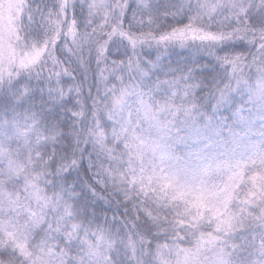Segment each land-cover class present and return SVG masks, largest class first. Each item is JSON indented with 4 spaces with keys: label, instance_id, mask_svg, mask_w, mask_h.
Masks as SVG:
<instances>
[{
    "label": "snow or ice",
    "instance_id": "1",
    "mask_svg": "<svg viewBox=\"0 0 264 264\" xmlns=\"http://www.w3.org/2000/svg\"><path fill=\"white\" fill-rule=\"evenodd\" d=\"M177 48L264 110V0H0V264H264V111L200 126Z\"/></svg>",
    "mask_w": 264,
    "mask_h": 264
},
{
    "label": "trees",
    "instance_id": "2",
    "mask_svg": "<svg viewBox=\"0 0 264 264\" xmlns=\"http://www.w3.org/2000/svg\"><path fill=\"white\" fill-rule=\"evenodd\" d=\"M50 2V0H45ZM159 3L164 0H158ZM80 13L78 12V15ZM227 52H247L248 45L242 42H230L222 49H217L218 54H225ZM153 52V58H155V51ZM189 68H195L193 78L201 83V88L198 91V101L201 105L200 108V121L201 125L205 124L209 118L212 120V124L216 128H221L225 132L229 129L244 135L248 132V127L245 128L241 125L235 116L237 110H243V108L249 107V100L246 90L236 92L231 95L230 101L224 104L219 110L215 107V99L217 93L215 91L216 86L220 85L227 77L228 73L215 58L214 55L209 54L207 51H195L189 49H173L170 50L162 59L160 68L156 70L155 75L161 79H170L173 76H178L181 73L187 72ZM61 111V118L63 119V110ZM244 115V114H243ZM227 125V127H225ZM185 149H181L180 153L183 154ZM87 165V161L84 162ZM89 175L91 173L89 172ZM107 210L108 205L104 206ZM122 211V209H121ZM113 211H108V215L111 216Z\"/></svg>",
    "mask_w": 264,
    "mask_h": 264
},
{
    "label": "rangeland",
    "instance_id": "3",
    "mask_svg": "<svg viewBox=\"0 0 264 264\" xmlns=\"http://www.w3.org/2000/svg\"><path fill=\"white\" fill-rule=\"evenodd\" d=\"M261 106L259 104H252L251 102H249V107L247 108H243L242 110V114H244L245 116L249 117L250 120H252V125L248 126V136L250 138L255 137L258 138L260 135V125L257 123V121L260 118V115L262 113ZM181 154V153H179Z\"/></svg>",
    "mask_w": 264,
    "mask_h": 264
}]
</instances>
